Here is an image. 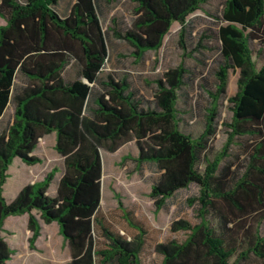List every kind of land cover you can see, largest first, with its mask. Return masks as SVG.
<instances>
[{
	"label": "trees",
	"instance_id": "obj_1",
	"mask_svg": "<svg viewBox=\"0 0 264 264\" xmlns=\"http://www.w3.org/2000/svg\"><path fill=\"white\" fill-rule=\"evenodd\" d=\"M111 1L76 0L62 17L60 0H0V119L9 106L14 108L13 123L0 132V264L13 255L1 235L4 222L23 215L32 233L30 245L40 235L39 221L57 224L69 248V264H143L147 231L142 223L117 195L116 212L135 234L121 235L100 213L101 151L113 154L131 142L137 148L136 167L153 164L161 173L149 194L156 212L178 191L199 188V195L188 199L189 206L198 205L199 222L181 219L171 225L186 239L156 244L159 264H238L250 256L264 264V63L257 67L250 48V41H258L264 52V0L224 3L218 17L217 84L208 92L211 105L196 138L179 129L178 93L189 75L183 63L155 81L154 108L142 105L126 77L101 75L109 59V35L127 43L139 61L147 52H157L177 23L183 59L193 57L186 43L188 18L197 11L207 15L202 7L210 0H130L135 5L131 26L122 29L112 18L104 30L99 8ZM71 62L78 65L79 78L69 81L64 73ZM230 70L239 72L238 92L229 99L233 116L224 125L226 142L210 160L218 102L226 94ZM21 81L26 83L20 88ZM50 134L63 159L55 196L47 193L57 169L7 201L3 188L13 161L40 164L33 153ZM237 139L249 144L242 171L231 177V165H221ZM209 216L218 220V230Z\"/></svg>",
	"mask_w": 264,
	"mask_h": 264
},
{
	"label": "rangeland",
	"instance_id": "obj_2",
	"mask_svg": "<svg viewBox=\"0 0 264 264\" xmlns=\"http://www.w3.org/2000/svg\"><path fill=\"white\" fill-rule=\"evenodd\" d=\"M25 2L26 0H20ZM226 0H210L203 5L202 11H197L188 18V33L186 43L188 52L193 57L183 59L179 46L180 25L174 24L169 35L165 38L162 47L157 52H147L137 61L132 55L133 49L125 42L108 37L109 59L104 67L101 77L112 74L115 77H126L131 85V90L145 108H154L155 81L161 78L167 71L176 68L183 63L189 75L186 85L179 91L177 112L179 129L182 133L193 138L198 137L204 128L207 110L211 105L208 96L209 91H215L217 84L215 72L221 63L218 36L220 22L218 17ZM75 0H60L57 10L62 17L68 15ZM135 5L130 0H112L110 3L102 2L99 8L101 21L106 30L111 25L112 18L118 21L122 29L131 26L135 15ZM0 25L4 21L0 19ZM200 44V45H199ZM253 59L260 68L264 63V52L258 41H250ZM238 71H229L226 94L218 102L217 133L213 139L207 157L212 160L219 153L226 142V123L232 120L231 104L229 99L238 92ZM66 80L72 81L79 78L77 67H68L64 73ZM249 140L237 139L231 148L229 159L225 160L221 167L231 165L232 174H240L245 164L247 145ZM52 136L46 137L39 143L36 152L42 165L34 169H27L18 165L16 160L10 169V180L4 187V197L7 201L13 198L18 187L29 183L31 180L41 178L53 169L60 167L59 158L53 149ZM103 160L102 177V201L100 213L108 220L113 230L125 237L131 238L135 232L123 220L120 213L116 212L117 195L124 207L131 211L134 217L140 221L147 231V246L141 255L143 264H159L160 257L155 253L154 246L169 240L183 242L186 234L172 232L171 225L181 219L192 224L199 222L197 218L198 205L189 206L188 199L199 195V188L190 185L188 189L178 191L167 201L166 207L156 212L154 200L149 196L151 186L159 179L160 172L153 164H144L136 167L133 161L137 157V148L131 142L116 153L110 154L101 151ZM129 158L122 162V158ZM204 164L200 165V170ZM54 189L55 186L53 185ZM211 226L218 230L219 222L214 216H209ZM40 222L41 231L33 245H30L32 233L28 227V216L8 217L3 225L1 235L13 251V255L7 264H69L70 252L68 245L59 234L57 224L45 225ZM261 235L264 237V221L260 225ZM96 241L100 239L96 237ZM234 259L231 263H234ZM238 264H262L253 256Z\"/></svg>",
	"mask_w": 264,
	"mask_h": 264
},
{
	"label": "crops",
	"instance_id": "obj_3",
	"mask_svg": "<svg viewBox=\"0 0 264 264\" xmlns=\"http://www.w3.org/2000/svg\"><path fill=\"white\" fill-rule=\"evenodd\" d=\"M75 2H76V0H75ZM74 2V3H75ZM69 13H70V11H69ZM68 13V14H69ZM71 66H74V67H77V74L79 75V67H78V65L76 64V63H74V62H71L70 63V65L68 66V67H71ZM25 81H21V83H19L18 82V84H19V86H20V88L21 87H24L25 86ZM13 120H14V108L12 107V106H9L8 108H7V110H6V112H5V114L2 116V118L0 119V132H2L3 130H5L9 125H11L12 123H13ZM48 136H52V138H53V142H54V145H55V134H50V135H48ZM48 136H46V137H48ZM46 137H44L41 141H43ZM54 145H53V149H54ZM38 149H39V146H38V148L35 150V152L33 153V155H35L36 157L38 156L37 154H36V152L38 151ZM54 152H55V150H54ZM55 154L57 155V157L59 158L58 160L61 162L60 163V167L58 168V171H57V173L55 174V178H54V180H53V182H52V184L50 185V187H49V189H48V195L50 196V197H54L55 196V194H56V190H57V185H58V182H59V180L61 179V177H62V175H63V159L55 152ZM17 160V159H16ZM16 160H14L13 161V163H12V165L10 166V168H9V171H8V179H7V181H6V184L8 183V181L10 180V169H11V167L15 164V162H16ZM18 165H21V166H24L25 168H27V169H34L36 166H39V165H42V162L40 163V164H38V165H35V166H26V165H24L23 163H18ZM35 170V169H34ZM45 177V175L43 176V177H41V178H39L38 177V179L37 180H31L29 183H25V184H22L20 187H18L17 189H16V191H15V193H14V195H13V198L10 200V201H12L16 196H17V194L21 191V189L23 188V187H25L26 185H32V184H35V183H39V182H41L42 180H43V178ZM5 184V185H6ZM5 185H4V187H5ZM55 186V188L53 189L52 188V186ZM3 195H4V188H3Z\"/></svg>",
	"mask_w": 264,
	"mask_h": 264
}]
</instances>
